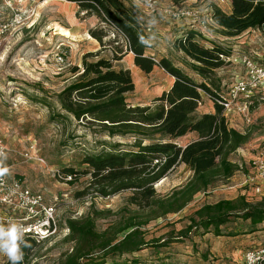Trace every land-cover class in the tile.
<instances>
[{
	"label": "rangeland",
	"instance_id": "374dc122",
	"mask_svg": "<svg viewBox=\"0 0 264 264\" xmlns=\"http://www.w3.org/2000/svg\"><path fill=\"white\" fill-rule=\"evenodd\" d=\"M124 1L137 14L147 39L151 40L147 44V54H153L157 59L161 56L169 58L197 82L203 81L204 77L193 70L192 61L173 45L177 35L186 28L184 22L174 21L165 11L185 7L198 10L207 17L216 7L230 12V0H159V9L155 13L147 12L133 0ZM102 27L108 31L102 55L111 57L117 44H125L124 37L97 16L79 11L76 3L65 0H0V134L12 149L3 162L11 166L12 176L42 193L48 204L57 207L60 225L59 235L40 243L25 257L24 264H58L64 252L73 246L67 240L68 221L71 219L93 214L97 230L105 231L112 227L115 230L124 218L137 211L136 206L129 202V192L105 198L92 192L78 195L87 187L89 174H79L73 184L57 175V171L69 174L68 168L83 172L87 168L82 163L85 155L108 150L114 142L132 141L93 132L85 121H77L72 116H57L62 112L57 96L75 79L73 68H83L84 54L104 48L90 34L91 29ZM210 30L214 39L207 40L200 35L198 39L203 44H218L226 50L236 45L233 48L264 64L263 32L251 29L238 38L224 39L226 36L217 24L210 25ZM125 64L131 66L135 82V90L127 94L130 104H151L173 84L174 78L161 67L145 73L128 60ZM239 73H244L243 67L230 62L216 70L214 78L221 80L222 93L228 91ZM202 96L201 109L211 101L207 93L202 92ZM259 105L257 103L256 107ZM230 125L251 133L249 143L231 156L232 161L240 165V170L230 178H217L209 189L199 192L183 210L141 227L150 245L124 255L123 259H138L141 264H245L247 251L264 247V223L257 226V231H252L250 221L241 219L221 226V235H217L213 228L209 232L194 229L188 236L180 235L191 224L194 213L206 203L234 199L242 194L253 201L264 196L243 185L244 175L252 168L256 150L264 145V104L252 122L234 115ZM192 140L194 135L191 132L177 138L176 142L185 146ZM31 146L35 160L23 155ZM192 177L193 171L181 164L155 187L163 197L187 184ZM126 233H119L117 238L123 239ZM172 238L173 241L169 242ZM156 240L167 245H151ZM6 262L7 257L0 254V264Z\"/></svg>",
	"mask_w": 264,
	"mask_h": 264
},
{
	"label": "trees",
	"instance_id": "16d2710c",
	"mask_svg": "<svg viewBox=\"0 0 264 264\" xmlns=\"http://www.w3.org/2000/svg\"><path fill=\"white\" fill-rule=\"evenodd\" d=\"M65 1L76 3L79 11L95 15L114 28L124 37L125 44H117L111 57L103 56L108 31L104 27L90 30L104 48L84 54L83 68H73L75 79L57 96L62 109L57 116H72L85 121L93 132L132 140L114 142L108 150L85 155L82 163L87 168L83 172L67 169L73 177L69 183L78 180L79 174H89L87 187L78 195L92 192L105 198L129 192V202L137 211L124 218L115 230L113 227L97 230L93 214L69 220L67 240L73 246L64 252L58 264H141L138 259H123L124 255L150 245L141 227L183 210L217 178H230L240 170L231 156L249 143L251 133L230 126L223 106L216 101L222 93L221 80L214 78L216 70L228 63L222 55L229 56L230 52L218 44L211 47L203 44L198 39L200 35L191 29L177 38L175 47L192 61L193 70L204 77L197 82L169 58L155 60L147 54V44L139 43V36L147 39L143 23L124 0ZM214 20L226 37H236L251 29L264 33V0H231L230 12L214 8ZM130 52L134 54L135 65L145 73L159 66L174 77L171 88L151 104L133 105L127 101V94L135 90V82L130 69L118 67L116 62ZM202 92L214 102V113L198 112ZM191 132L197 133L196 139L185 146L176 142ZM181 164L193 171L192 179L160 196L155 185ZM235 219L250 221L252 231H257V226L264 223V196L253 201L242 194L206 203L194 213L191 224L180 235L188 236L194 229L209 232L211 228L221 235V226ZM125 231L124 238L118 239L117 235ZM25 239L31 247L23 248L22 264L40 244L32 238ZM151 245L167 243L156 240ZM5 264H10L9 260Z\"/></svg>",
	"mask_w": 264,
	"mask_h": 264
},
{
	"label": "built area",
	"instance_id": "2783aa9c",
	"mask_svg": "<svg viewBox=\"0 0 264 264\" xmlns=\"http://www.w3.org/2000/svg\"><path fill=\"white\" fill-rule=\"evenodd\" d=\"M231 1V0H230ZM147 12L155 13L159 9V0H133ZM165 13L174 21H183L187 29L194 30L207 40L214 36L210 25H216L214 10L204 17L198 10L185 7H174ZM225 39V38H224ZM154 59L157 58L153 55ZM226 61L239 64L244 73L237 74L226 93H221L216 101L223 106L224 114L230 124L234 115L242 116L247 122L253 121V113L264 104V64L249 54L236 50L229 56H223ZM259 103V107H256ZM203 105V99L199 106ZM264 142V136H263ZM33 146L23 155L35 160ZM12 152L4 137L0 134V159H4ZM39 161H43L39 159ZM8 172L0 176V223L7 225L9 221L22 224L25 229V238H32L39 243L48 242L60 233L57 207L48 204L42 193L32 190L26 183L12 176L11 166ZM59 178L65 182L73 179L72 175L57 171ZM243 185L252 187L255 193H264V145L256 150L252 159V168L244 175ZM68 233L70 230L68 229ZM245 264H264V247L249 250L244 256Z\"/></svg>",
	"mask_w": 264,
	"mask_h": 264
},
{
	"label": "clouds",
	"instance_id": "9594fccd",
	"mask_svg": "<svg viewBox=\"0 0 264 264\" xmlns=\"http://www.w3.org/2000/svg\"><path fill=\"white\" fill-rule=\"evenodd\" d=\"M150 39L139 36V43L145 45L150 43ZM8 172V168L3 166V160L0 159V176ZM26 229L18 223L9 221L7 225L0 223V254L7 257L10 264H22L24 258L23 248L31 247L25 239Z\"/></svg>",
	"mask_w": 264,
	"mask_h": 264
},
{
	"label": "crops",
	"instance_id": "0c3cea01",
	"mask_svg": "<svg viewBox=\"0 0 264 264\" xmlns=\"http://www.w3.org/2000/svg\"><path fill=\"white\" fill-rule=\"evenodd\" d=\"M230 9H231V1H230ZM187 30V28H184L181 32H180V34H178L177 35V38H179V37H181V36H183V34H184V32ZM258 31H260V30H258ZM260 32H262V31H260ZM239 36H236V37H225V39H234V38H238ZM221 44H223V45H226V46H228L227 44H225L224 42H221ZM173 45H174V43H173ZM207 46H209V47H211V45H207ZM235 47H236V45H234ZM234 46H229V52L230 53H232V52H235L236 50H240V49H238V48H233ZM233 48V49H232ZM181 52V51H180ZM244 52V51H243ZM152 56H153V54H152ZM161 58H162V56H161ZM126 60H128V62H130V63H132L133 65H135V63H134V54H133V52H130V53H128V54H126L125 55V57L122 59V60H120V61H117L116 62V65L118 66V67H123V68H126V69H132L131 68V66L130 65H126L125 64V61ZM136 66V65H135ZM157 68H159V69H161L159 66H156L155 68H154V70H156ZM174 78V77H173ZM174 81V80H173ZM205 108V109H204ZM203 109H201V107H199V110H198V112L200 113V114H202V113H214L215 112V106H214V102L211 100L210 101V103H207L206 105H205V107H204ZM260 109H261V107L260 108H257L255 111H254V113H253V115L254 116H257L258 114H259V111H260ZM231 127H234V128H236V126H234V125H230ZM237 130H239L238 128H236ZM241 131V130H240ZM193 133V135H194V139H196L197 138V133L196 132H192ZM264 194V193H263Z\"/></svg>",
	"mask_w": 264,
	"mask_h": 264
},
{
	"label": "bare ground",
	"instance_id": "6f19581e",
	"mask_svg": "<svg viewBox=\"0 0 264 264\" xmlns=\"http://www.w3.org/2000/svg\"><path fill=\"white\" fill-rule=\"evenodd\" d=\"M56 1H63V0H56Z\"/></svg>",
	"mask_w": 264,
	"mask_h": 264
}]
</instances>
